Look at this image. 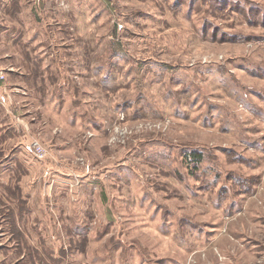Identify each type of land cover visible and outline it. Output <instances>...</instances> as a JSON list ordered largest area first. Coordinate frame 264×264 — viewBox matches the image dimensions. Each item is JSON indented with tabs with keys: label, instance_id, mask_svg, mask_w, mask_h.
<instances>
[{
	"label": "rangeland",
	"instance_id": "1",
	"mask_svg": "<svg viewBox=\"0 0 264 264\" xmlns=\"http://www.w3.org/2000/svg\"><path fill=\"white\" fill-rule=\"evenodd\" d=\"M0 82V264H264V0H0Z\"/></svg>",
	"mask_w": 264,
	"mask_h": 264
},
{
	"label": "trees",
	"instance_id": "2",
	"mask_svg": "<svg viewBox=\"0 0 264 264\" xmlns=\"http://www.w3.org/2000/svg\"><path fill=\"white\" fill-rule=\"evenodd\" d=\"M185 156L188 157L191 162H194V161L198 162L200 160L199 155L196 153H190L189 155L186 154ZM4 188H5V198L9 200L11 204H13V207H11L10 205H7L6 202L1 199L0 203L4 208V212H2V214H4L5 216H8V218L10 219V222L12 223L11 227H13L14 226L13 224L14 209H16L20 213V215H22V217L26 214L28 210L26 208L24 209V207L26 206V203H25V200L23 199L24 197L22 196V189L19 187L18 184L5 186ZM14 228L15 227H13L12 230H14Z\"/></svg>",
	"mask_w": 264,
	"mask_h": 264
},
{
	"label": "crops",
	"instance_id": "3",
	"mask_svg": "<svg viewBox=\"0 0 264 264\" xmlns=\"http://www.w3.org/2000/svg\"><path fill=\"white\" fill-rule=\"evenodd\" d=\"M1 83V82H0ZM2 179H0V200L2 199V200H4L5 202H6V204L7 205H10L11 207H13V204H11V202L9 201V200H7L6 198H5V189L3 188V187H5V186H8L9 184H10V181H11V179L9 178L8 179V181H5V182H3V181H1ZM15 180V179H14ZM18 181V180H17ZM15 184H18L19 185V187L22 189V196H24V192H23V186H22V184H21V182H18V183H15ZM27 198V197H26ZM2 208H3V206H0V210H2ZM1 213V212H0ZM30 214H31V210H29V211H27L26 212V214H25V216H23L22 217V215H20V213L16 210V209H14V220H13V224H14V226L13 227H19V223H21V219L23 220V222L25 223V224H29V223H31V221H30ZM6 217V218H5ZM25 217V218H24ZM0 218H1V220H2V222L5 220V219H7L6 220V225L7 226H10L11 227V225H12V223L10 222V219L8 218V216H5L4 214H0ZM12 227V228H13ZM29 227V226H28ZM20 228V227H19ZM21 229V228H20ZM14 231H15V228H14ZM4 234H6V233H10V234H12V233H14L13 232V230L12 231H9V230H5L4 232H3ZM15 249H17V247H15Z\"/></svg>",
	"mask_w": 264,
	"mask_h": 264
}]
</instances>
